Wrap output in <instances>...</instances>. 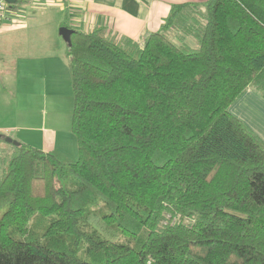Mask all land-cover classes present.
<instances>
[{"label": "trees", "instance_id": "obj_1", "mask_svg": "<svg viewBox=\"0 0 264 264\" xmlns=\"http://www.w3.org/2000/svg\"><path fill=\"white\" fill-rule=\"evenodd\" d=\"M66 58L79 157L2 136L0 264H264V141L231 112L264 97V0L74 30Z\"/></svg>", "mask_w": 264, "mask_h": 264}, {"label": "crops", "instance_id": "obj_2", "mask_svg": "<svg viewBox=\"0 0 264 264\" xmlns=\"http://www.w3.org/2000/svg\"><path fill=\"white\" fill-rule=\"evenodd\" d=\"M207 1L68 0L70 11L66 14L65 23L72 30L86 31L96 26L107 27L119 36L142 41L144 36L160 29L172 5L204 4ZM63 40L54 46L49 43L40 46L27 44L23 50L25 58L28 59L29 56L38 59L16 63L11 79V95L17 101L18 112L13 125L0 129L7 133V137L18 140L21 144L37 146L36 148L39 147L38 144H43L44 151L50 150V144L43 140L46 122L39 125L35 112L37 107L52 104L50 96L54 86L61 76L66 77L67 73L70 75L66 58L67 43ZM231 112L264 141V97L253 89H248L232 106Z\"/></svg>", "mask_w": 264, "mask_h": 264}, {"label": "rangeland", "instance_id": "obj_3", "mask_svg": "<svg viewBox=\"0 0 264 264\" xmlns=\"http://www.w3.org/2000/svg\"><path fill=\"white\" fill-rule=\"evenodd\" d=\"M68 11V0H25L9 20L0 24V129L13 125L18 112L17 101L11 95L16 63L38 59L29 56L26 59L23 50L27 44L40 46L49 43L54 46L60 43L63 40L60 30L64 27ZM50 101L51 105L37 107L35 112L39 125L46 122L43 140L50 144L49 151H56L62 159L77 160L78 143L71 129L74 96L69 73L60 77ZM5 135L8 136L0 131V157L5 144L1 137ZM38 146L44 148L43 144Z\"/></svg>", "mask_w": 264, "mask_h": 264}, {"label": "water", "instance_id": "obj_4", "mask_svg": "<svg viewBox=\"0 0 264 264\" xmlns=\"http://www.w3.org/2000/svg\"><path fill=\"white\" fill-rule=\"evenodd\" d=\"M8 3L10 4H16L18 2V0H6ZM74 30L68 28V27H61L60 33L62 38L65 40V42L67 43V45L70 44V38H71V34L73 33ZM2 138V137H1ZM5 140L7 142H11L13 143L15 146L19 147L21 145L20 142L12 140L10 137H6Z\"/></svg>", "mask_w": 264, "mask_h": 264}, {"label": "built area", "instance_id": "obj_5", "mask_svg": "<svg viewBox=\"0 0 264 264\" xmlns=\"http://www.w3.org/2000/svg\"><path fill=\"white\" fill-rule=\"evenodd\" d=\"M12 15L10 4L6 0H0V23L9 20Z\"/></svg>", "mask_w": 264, "mask_h": 264}, {"label": "bare ground", "instance_id": "obj_6", "mask_svg": "<svg viewBox=\"0 0 264 264\" xmlns=\"http://www.w3.org/2000/svg\"><path fill=\"white\" fill-rule=\"evenodd\" d=\"M8 3V2H7ZM8 4H10V3H8ZM14 4H10V8H11V11H12V15L10 16V17H12L14 14L13 13H15L16 11H14L13 9H12V6H13Z\"/></svg>", "mask_w": 264, "mask_h": 264}]
</instances>
